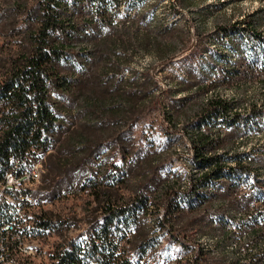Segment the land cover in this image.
<instances>
[{"label": "trees", "instance_id": "obj_1", "mask_svg": "<svg viewBox=\"0 0 264 264\" xmlns=\"http://www.w3.org/2000/svg\"><path fill=\"white\" fill-rule=\"evenodd\" d=\"M260 1L208 38L207 69L184 64L173 77L167 69L188 44L178 26L158 24L147 0H0V183L45 157L44 192L8 193L40 204L88 196L98 207L89 238L56 246L52 264L160 263L164 243L185 252L177 264H264V142L239 150L251 135L243 123L264 119ZM223 40L215 59L209 47ZM140 57L153 61L144 68ZM255 83L252 98L248 89L236 99L219 93ZM151 112L166 139L148 126ZM184 140L189 174L173 170ZM8 211L0 198V223L13 219ZM34 218L36 233L63 236L72 225L48 212Z\"/></svg>", "mask_w": 264, "mask_h": 264}, {"label": "rangeland", "instance_id": "obj_2", "mask_svg": "<svg viewBox=\"0 0 264 264\" xmlns=\"http://www.w3.org/2000/svg\"><path fill=\"white\" fill-rule=\"evenodd\" d=\"M228 1L230 0H196V3L192 4L190 8L176 6L177 8L174 9L173 5H176V0H147L146 3L149 4L147 11L149 13H152L153 11L156 12V18L159 22L158 24L165 22L167 24L178 26V28L183 31L185 44H188L187 47L189 51L177 58L174 63L168 67V74L172 75L173 77H181L186 72L183 65L190 63L195 64L194 68L197 69V71L200 69V67L207 69L209 64H211L210 57H208L207 53H204V51H207L208 38L215 34L218 27L226 24H233L237 20L242 19V16L252 13L263 5L260 0H237L231 4H224V2ZM153 6L157 7L152 8ZM199 24H203L202 30H204L201 37L198 35L201 32H199L197 29ZM224 41L225 40L221 41V44L219 41L214 42L209 47L211 48V51H213V56L215 59H219L220 55L218 52L220 51L221 46H224ZM196 51H202L204 55H201V57L200 53H195ZM190 59L195 60L191 61ZM152 61L153 60L150 57H140L136 59V64L145 68L148 67ZM158 80L160 81L161 88L166 90L168 88L167 83L169 82V80L166 79V74H159ZM260 88V85L255 83L250 85L248 88H242L241 92L236 93L235 90H230L228 87H221L219 93L224 98L236 99L243 96V93L246 91L245 89L251 91L249 92V94H251L254 90L260 91ZM253 93L249 95L250 98H252L251 96H253ZM215 94L216 93L213 95ZM209 96H212V94H209ZM199 98L200 95L196 96L198 101ZM146 122L148 123V126L155 125L154 128L156 129V134H161V136L166 139L165 135L160 132L162 120L158 112L149 113ZM243 126L246 129V132L248 134L250 133L251 135L245 136V143L247 144L242 145L239 150L245 154H252L250 149L249 151H246L247 149L245 148H257L259 146H263L264 136L262 134L264 130V119L262 121L260 119L253 121H251V119L246 120L243 123ZM224 130H227V128ZM176 152L178 155L172 159L173 161L176 159L174 164L175 168L173 170L186 172L187 174L190 172H195V170H192V167H190L188 162L191 156V149L187 140H184L182 144L176 147ZM37 185L39 187L33 189L34 194L44 192L43 190L40 191L42 184L38 182ZM42 194L43 193L38 195V198H40ZM97 208L98 207L96 203L93 202V199L88 196H70L67 198H61L58 200L52 199L49 202H43L40 206V209L37 208L36 210L32 211V213L48 212L53 217L69 219L72 225L69 227V230H66L63 236H53L50 239H47L46 242H43L41 244L42 250L44 252L52 251L56 245L61 244L66 239L69 240L76 238L77 235L89 231L94 216L97 213ZM153 219V215L148 217L147 226H152ZM229 225H231L229 228L234 227L233 229L237 230L236 224L235 226L232 223ZM201 243L204 245L207 244L204 240ZM163 247H165V250L161 254L163 260L160 263L154 264H177L184 258V255H186L185 252H182L179 248L170 247L167 245V243H164ZM36 260L39 262L40 259L37 258ZM152 260L155 261L152 258L150 261L147 260L143 264H153Z\"/></svg>", "mask_w": 264, "mask_h": 264}, {"label": "built area", "instance_id": "obj_3", "mask_svg": "<svg viewBox=\"0 0 264 264\" xmlns=\"http://www.w3.org/2000/svg\"><path fill=\"white\" fill-rule=\"evenodd\" d=\"M44 160L32 161L31 158L27 162H31V169L26 173H9L6 175L5 182L0 183V198L3 199L7 205H14V212L20 216L22 221L28 222L27 211L40 209L41 204L37 200L23 201V196L15 197L8 192L20 191L21 189H31L39 187L38 182L42 184V178L47 170L44 168ZM40 213V212H37ZM33 228V226H31ZM48 233V232H47ZM59 235V232H56ZM48 235H50L48 233ZM77 238H89L88 231L77 235ZM4 240V241H3ZM34 240H23L20 236L19 230H14V226L0 224V264H25L22 260H17V254H11V246L9 242H15V246H22V251L33 252ZM153 264L156 263L153 261ZM41 264V263H39Z\"/></svg>", "mask_w": 264, "mask_h": 264}, {"label": "bare ground", "instance_id": "obj_4", "mask_svg": "<svg viewBox=\"0 0 264 264\" xmlns=\"http://www.w3.org/2000/svg\"><path fill=\"white\" fill-rule=\"evenodd\" d=\"M37 158H39V157H37ZM43 159H45V157H43ZM40 160H38V161H40ZM44 162H45V160H44ZM30 169H31V167H30ZM30 169H28L24 172H21V173H26ZM30 200H35V199H34V197H23V201H30ZM7 206H9L10 212L9 211L8 212L11 215H13V219L9 223H6V224L0 223V224L1 225H10L11 224L12 226H14V230H19L20 236H22L23 240H34L35 239V241L33 242V252L22 251V246H15L14 248H12V246H11V254H17V260H22V262L25 264H39V263H41V264H52L53 261L51 258L54 255L56 246H58L60 244L56 245L53 248V250L49 251V252L48 251L44 252L42 250L41 244L43 242H46L47 239H50L51 237L58 236V235L50 234V232H48L50 235H48V233L43 234V233H39V232L36 233L35 232L34 229L36 228L37 225L35 224L34 216L37 213H35V212L32 213V211H34V210H28L27 211L28 222H26V221H22L20 219V216H18L17 213L14 212V205H7ZM31 226H33V228H31ZM130 237L131 236H129V238ZM79 239L83 240V239H87V238H79ZM64 242H62V243H64ZM43 257H44V259H43ZM37 258L40 259L39 262L36 260ZM143 263L144 262H142V264ZM87 264H92V263L88 262Z\"/></svg>", "mask_w": 264, "mask_h": 264}]
</instances>
